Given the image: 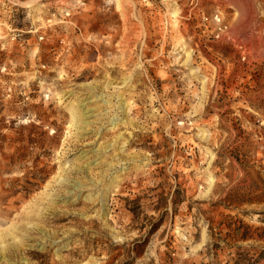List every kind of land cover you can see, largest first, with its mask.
I'll return each instance as SVG.
<instances>
[{
  "label": "rangeland",
  "instance_id": "1",
  "mask_svg": "<svg viewBox=\"0 0 264 264\" xmlns=\"http://www.w3.org/2000/svg\"><path fill=\"white\" fill-rule=\"evenodd\" d=\"M0 264H264V0H0Z\"/></svg>",
  "mask_w": 264,
  "mask_h": 264
},
{
  "label": "bare ground",
  "instance_id": "2",
  "mask_svg": "<svg viewBox=\"0 0 264 264\" xmlns=\"http://www.w3.org/2000/svg\"><path fill=\"white\" fill-rule=\"evenodd\" d=\"M107 96H108V95H107ZM103 97H104V96H103ZM107 100H108V99H107ZM92 101H94V100H92ZM104 102H105V101H104ZM122 102H123V101H122ZM121 104H122V103H121ZM80 108H81V107H80ZM83 109H85V110H83ZM91 109H92V108H90V107H87V108L84 107V108H81L80 110L78 109V111H80V112H78V113H80V114H79V118L82 117V116H83V117H88V116H90L91 114H90V115H88V114L85 115V114L88 113V112H90ZM71 110H72V109H71ZM76 111H77V110H76ZM74 113H75V112H74ZM75 116H76V115H75ZM117 118H118V117H117ZM76 119H77V118H76ZM76 119H75V120H76ZM80 119H81V120H80L79 122L82 123V122H81V121H82V118H80ZM83 119H84V118H83ZM76 122H77V121H76ZM83 123H84V122H83ZM112 123H113V121H112ZM85 124H87V122H85L83 125H85ZM115 124H116V123H115ZM80 125L82 126V124H80ZM87 125H88V124H87ZM77 126H78V125H77ZM81 126H80V127H81ZM83 127H84V126H83ZM79 129H81V128H79ZM97 150H98V149H97ZM98 153H99V152H98ZM100 155H101V154H100ZM99 158H100V157H99ZM63 180H64V179H63ZM67 191H68V190H67ZM4 231H5V230H4ZM4 233H5V232H4ZM4 245H5V244H4ZM3 249H4V248H3ZM3 254H4V253H3Z\"/></svg>",
  "mask_w": 264,
  "mask_h": 264
},
{
  "label": "trees",
  "instance_id": "3",
  "mask_svg": "<svg viewBox=\"0 0 264 264\" xmlns=\"http://www.w3.org/2000/svg\"><path fill=\"white\" fill-rule=\"evenodd\" d=\"M236 230L239 231L240 228H236ZM240 237H241V239L246 240V239H249L252 236L249 234V230H245V231L241 232Z\"/></svg>",
  "mask_w": 264,
  "mask_h": 264
},
{
  "label": "built area",
  "instance_id": "4",
  "mask_svg": "<svg viewBox=\"0 0 264 264\" xmlns=\"http://www.w3.org/2000/svg\"><path fill=\"white\" fill-rule=\"evenodd\" d=\"M207 19H208V17H207ZM215 19H216L218 22L221 21V17H220L218 14L215 15Z\"/></svg>",
  "mask_w": 264,
  "mask_h": 264
}]
</instances>
